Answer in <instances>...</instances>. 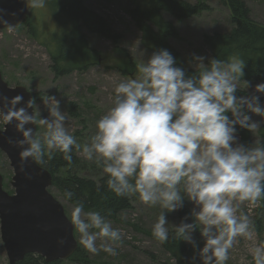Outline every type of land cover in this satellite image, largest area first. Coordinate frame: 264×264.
Returning <instances> with one entry per match:
<instances>
[{"label": "clouds", "instance_id": "9594fccd", "mask_svg": "<svg viewBox=\"0 0 264 264\" xmlns=\"http://www.w3.org/2000/svg\"><path fill=\"white\" fill-rule=\"evenodd\" d=\"M23 2L27 10L46 7L45 0ZM3 12L0 9V24L11 28ZM195 59L200 70L186 75L168 50L153 52L137 65L136 78L115 86L112 106L97 120L90 143L82 148L65 129L66 117L54 97L49 107L52 119L37 120L36 113L26 111L34 107V98L15 108L23 97L13 96L0 118L5 125L16 121L14 129L22 134L23 139L9 138L10 145H28L18 153L20 171L29 160L45 166V155L52 160L54 151L71 163L75 146L83 158L93 161L95 157L107 177V188L117 197L137 196L141 204L161 209L152 225V236L161 244L169 239L165 214L189 201L192 222L175 226L174 239L194 245L191 233L198 229L204 240L199 249L202 264H225L238 238L253 239V221L241 206L264 198V142L247 146L236 135L237 126L249 131L259 127L247 113L264 118V106L256 95H236L249 86L241 79L243 59L212 58L207 64L204 57ZM254 91L264 93V83L256 84ZM7 99L0 95V100ZM37 123L44 129L42 135L24 127ZM66 196L71 198L72 193ZM69 223L87 252L117 254L113 245L121 241L122 233L100 213L84 212L77 203ZM249 252L254 264H264V241Z\"/></svg>", "mask_w": 264, "mask_h": 264}, {"label": "rangeland", "instance_id": "374dc122", "mask_svg": "<svg viewBox=\"0 0 264 264\" xmlns=\"http://www.w3.org/2000/svg\"><path fill=\"white\" fill-rule=\"evenodd\" d=\"M81 1L87 8L106 18L114 31L121 34L116 44L112 40L82 29L86 44L92 51L90 52L91 57H88L89 66L84 70H71L65 75L56 76L51 69L46 48L38 40L42 38L43 33H50L52 28L59 29V26L45 9L36 10L34 13L35 34L38 38L31 36L23 24L0 30V71L2 78L9 86L23 85L35 94L33 111L37 114V120L39 118L52 119L49 107L52 104L50 97H54L59 102V110L66 117L65 129L82 148L90 143V138L96 131L97 120L112 106L115 86L122 81L136 78L139 75L137 65L148 59L153 52L143 46L139 32L126 15L131 0ZM202 1L209 6V9L191 18L175 20L166 16L173 21L178 32V37L170 40L171 45L179 52V62L176 66L199 68V62L195 57H204L203 62L206 60L201 47L202 35L214 31H227L232 26L228 6L220 0ZM243 1L250 9V18L264 26V0ZM74 44L76 43L66 49L68 50L66 55H74L71 51ZM123 50L131 59L130 64L126 63L127 56ZM77 56L78 58H69L74 65L80 66L83 62L82 56L79 53ZM258 83H264V80L249 82V86L243 89L242 96L256 95L261 105L264 106V93L254 91V86ZM239 86L243 87V82H240ZM247 114L259 125L264 122V118L250 112ZM3 124L0 118V128ZM256 130L251 131V145L258 141ZM43 131V127L37 123L36 134L42 135ZM237 138L240 143L238 135ZM76 154L83 163L82 168L79 167L80 169L76 170L77 174L94 179L104 174L102 166L94 161L95 157L93 161H89L83 158L80 152L77 151ZM0 173L3 176V189L12 193L13 188L9 180L13 172L2 151H0ZM50 192L63 205L65 214L70 219L73 206L54 187L50 188ZM129 197L132 208L123 211L116 221H108L114 229H119L122 233L121 241L113 245L117 254L112 256L102 250L98 254L86 251L90 264H172V259L160 248L159 244L143 232L144 230L152 231V225L156 222L161 209L141 204L137 196ZM257 205L258 202L255 205H242L241 211L252 221H254L255 214L257 215L261 220V232L258 233L254 227L252 240L238 238L237 243L229 250V259L225 264H254L249 249L264 241V210H256ZM184 206L189 211L193 207L186 199ZM165 215L170 231L177 222L176 211ZM191 235L194 245L187 243L190 250L186 259L187 264H202L199 249L203 246V237L200 236L198 229ZM74 237L79 244V233L75 229ZM100 243L101 241L98 240L97 246ZM0 264H8L1 239ZM62 264L74 263L64 260Z\"/></svg>", "mask_w": 264, "mask_h": 264}, {"label": "trees", "instance_id": "16d2710c", "mask_svg": "<svg viewBox=\"0 0 264 264\" xmlns=\"http://www.w3.org/2000/svg\"><path fill=\"white\" fill-rule=\"evenodd\" d=\"M228 6L232 26L227 31H214L205 33L201 38V47L206 56L205 64L212 58L227 60L236 56L245 61L244 76L241 78L248 82H259L264 80V26L253 21L249 14L250 9L243 0H220ZM46 12L53 17L59 29L52 28L50 33H43L38 42L46 48L50 59V66L56 76L65 75L71 70H84L89 66L88 57H91V48L85 41V34L82 29L89 33L97 34L105 39L112 40L115 44L121 38V34L109 24L106 18L87 8L81 0H45ZM48 7V8H47ZM209 6L202 0H131L130 6L126 10V15L131 20L140 34V41L144 47L152 52L166 49L179 62V52L171 45L170 40L178 37V32L171 19L184 20L191 18L205 10ZM30 10L23 21L27 32L36 37V19ZM34 17V19H33ZM73 43L71 51L74 53L66 55V49ZM123 52H125L123 50ZM82 57L80 66H76L71 59ZM127 64L131 59L128 54ZM70 57V58H69ZM180 67V66H177ZM186 75H194L200 68H185ZM242 82V81H241ZM243 90L238 89L237 96H242ZM33 98L35 94L32 95ZM230 115V114H229ZM236 133L240 138V143L251 145V131L237 126ZM258 141L264 142V122L256 130ZM77 150L73 146L72 161L69 163L63 159V154L53 152V159H44L47 162L45 168L52 177V185L60 195L73 207L80 203L84 212H98L107 221H116L123 211L132 208L130 197H117L106 185V175H101L98 179L81 176L76 173L82 168L83 163L76 154ZM71 192V198L66 196ZM256 210H264V198L258 201ZM190 211L184 206L176 211V225L181 222L191 223ZM187 217V219H184ZM261 220L255 214L254 227L258 233L261 232ZM174 226V228H175ZM174 228L169 231V239L161 244L153 236L152 231H143L154 239L160 248L172 259V264H187V256L190 252L187 242L174 239ZM64 260H56L46 263L44 259L36 254H26L22 260L16 264H62ZM74 264H90L89 256L85 249L79 244L75 252L67 259Z\"/></svg>", "mask_w": 264, "mask_h": 264}, {"label": "water", "instance_id": "95a60500", "mask_svg": "<svg viewBox=\"0 0 264 264\" xmlns=\"http://www.w3.org/2000/svg\"><path fill=\"white\" fill-rule=\"evenodd\" d=\"M0 9L4 10L3 19L11 24V28L22 24L30 11L23 0H0ZM4 28L9 26L0 24V30ZM0 95L8 98L0 100V113L7 111L8 100L15 95L23 97L15 108L25 107L26 102L33 98L32 92L23 85L9 86L2 78L1 71ZM26 111L29 115L34 112L33 108H26ZM15 123L3 124L0 128V151L7 157L13 172L9 180L12 193L3 189V176L0 173V239L8 264H16L29 253L41 256L46 263L67 260L78 245L74 228L63 205L49 190L52 185L50 173L31 160L24 165V171H20L18 153L28 145L15 147L8 143L9 138L14 141L23 139L22 134L15 131ZM24 127L32 128L36 133V124H26ZM61 238L63 244L58 243Z\"/></svg>", "mask_w": 264, "mask_h": 264}]
</instances>
